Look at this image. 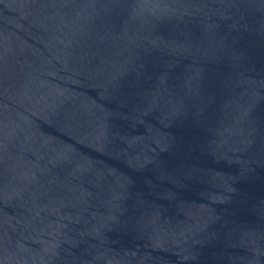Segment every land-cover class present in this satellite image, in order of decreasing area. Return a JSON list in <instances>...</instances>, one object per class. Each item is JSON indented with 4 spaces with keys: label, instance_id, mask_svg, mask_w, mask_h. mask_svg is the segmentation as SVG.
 Instances as JSON below:
<instances>
[{
    "label": "water",
    "instance_id": "1",
    "mask_svg": "<svg viewBox=\"0 0 264 264\" xmlns=\"http://www.w3.org/2000/svg\"><path fill=\"white\" fill-rule=\"evenodd\" d=\"M0 264H264V0H0Z\"/></svg>",
    "mask_w": 264,
    "mask_h": 264
}]
</instances>
